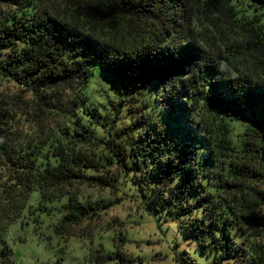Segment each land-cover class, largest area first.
<instances>
[{"label":"trees","instance_id":"trees-1","mask_svg":"<svg viewBox=\"0 0 264 264\" xmlns=\"http://www.w3.org/2000/svg\"><path fill=\"white\" fill-rule=\"evenodd\" d=\"M95 73L106 102L87 101ZM77 183L174 221L212 264H264V0H0V240L121 200Z\"/></svg>","mask_w":264,"mask_h":264},{"label":"rangeland","instance_id":"rangeland-1","mask_svg":"<svg viewBox=\"0 0 264 264\" xmlns=\"http://www.w3.org/2000/svg\"><path fill=\"white\" fill-rule=\"evenodd\" d=\"M111 87L95 73L86 86L87 101L106 102ZM125 121L127 118L123 117L121 124ZM74 190L84 202L118 197L121 200L101 208L98 214L77 219L59 229L55 226L60 218L58 212L41 213L40 221L22 216L0 240V247L5 243L11 249V264H95L97 260L98 264H184L176 259L182 250L193 260L188 264H212L210 252L200 251L174 221L159 220L142 213L137 202L119 190L87 183L75 184ZM121 236L124 240L119 239ZM115 244L125 255V260L100 257L115 251Z\"/></svg>","mask_w":264,"mask_h":264}]
</instances>
